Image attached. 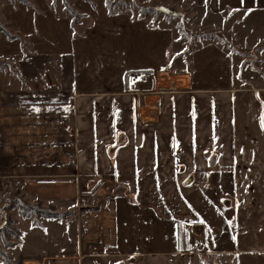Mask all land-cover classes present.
I'll return each instance as SVG.
<instances>
[{
    "label": "crops",
    "instance_id": "1",
    "mask_svg": "<svg viewBox=\"0 0 264 264\" xmlns=\"http://www.w3.org/2000/svg\"><path fill=\"white\" fill-rule=\"evenodd\" d=\"M185 1L233 15L229 29L245 6L264 10V0ZM105 3L71 6L76 22L32 3L0 17L13 35L41 34L26 55L16 41L0 47L18 75L0 72V197L64 215L35 221L0 204V224L9 216L21 234L6 252L14 264L16 250L23 264H264V86L238 87L216 41L186 56L166 21Z\"/></svg>",
    "mask_w": 264,
    "mask_h": 264
},
{
    "label": "rangeland",
    "instance_id": "2",
    "mask_svg": "<svg viewBox=\"0 0 264 264\" xmlns=\"http://www.w3.org/2000/svg\"><path fill=\"white\" fill-rule=\"evenodd\" d=\"M28 1L39 9H45L48 7L53 9L54 12H59V14L60 9H64L63 0ZM80 3L81 0H67V4L70 7H77ZM105 4L111 9L113 8L115 12L123 10L131 11L134 15L133 17L139 15L141 18L149 20L153 27L158 25L160 21H166L167 25L173 26L177 29L179 33L177 42L180 43L179 46H184L186 48V56L193 48L198 46V44H201L204 41H210L205 40L204 36L207 34L213 35L215 38L213 41L222 45L233 55L235 84L240 88L259 85L264 86V10H258L255 14L252 13V15L248 9L245 8L247 6H245L244 14L242 15L243 18H241L238 24H232V28L229 29L230 27L228 25L233 21V15L228 17L231 18L230 20H224V14L222 16H210L207 10L208 8L204 5V7H201L198 2V7L191 6L190 3L185 0H106ZM161 6L168 7L172 12L169 13L174 14L165 15L161 12L163 10L161 9ZM10 7L21 8L22 10L30 12L29 8H26L17 0H0V17H6L4 10ZM214 12L216 13L217 11ZM36 14L38 16L42 15L40 13ZM76 21L72 20V22ZM8 31L12 34L10 29H8ZM35 38H41V34L38 31V26L33 25L31 34H29L27 39L24 38L25 43L16 40V42L21 45L20 47L23 50V55L32 52L29 42ZM2 42L11 43L15 41H8L0 33V47ZM0 61L5 62V65L0 67V72L7 74L10 73L9 75H11V72L14 70L12 64H9L5 60ZM185 67L188 68V66ZM161 77H164L166 82L169 79L167 75H161ZM5 202H8L7 199L5 200V198L1 196L0 204ZM200 202H202V199H197V203ZM203 204L205 205L204 200ZM198 209L199 208H197V210ZM201 225L202 231H200L199 234H202L203 236V231H207L202 248L208 249L205 247L204 242L209 241L213 236L212 228H210L209 224L204 221H202ZM32 246L36 251H40L42 250L44 244H32ZM8 250L9 249H6L5 252ZM20 254L21 251H14L16 261H18L19 264H23L24 260ZM211 260L212 257L210 255H207L206 259L203 258L205 264H212ZM97 262L101 264V261L97 260Z\"/></svg>",
    "mask_w": 264,
    "mask_h": 264
},
{
    "label": "trees",
    "instance_id": "3",
    "mask_svg": "<svg viewBox=\"0 0 264 264\" xmlns=\"http://www.w3.org/2000/svg\"><path fill=\"white\" fill-rule=\"evenodd\" d=\"M19 3H22L26 8L34 9L33 5L28 0H17ZM64 9L67 14L73 17V21H76L77 14L71 9L70 6L67 4V0H63ZM165 15H173L167 12L166 10H162ZM0 33L8 40V41H16L19 40L20 42L25 43L24 38L19 35H13L8 31V28L5 24L0 21ZM205 40L213 41L215 40L213 35L207 34L204 36ZM5 62L0 61V67L4 66ZM144 74H150L149 71L140 72ZM12 76L18 77L15 72H11ZM129 75L134 74H126V78ZM126 195V194H125ZM4 211H11L17 210L23 217L29 218L33 217L35 221L39 218L45 219H58L63 217V214L55 213L52 208H43L41 205H29L26 201L20 198L18 195L12 196L8 204L3 208ZM192 229V226H190ZM176 230H177V239H178V248L179 251H187L188 249V232L186 231V225L183 223H176ZM21 234L18 230L13 228V222L11 221L9 216L4 215L3 221L0 224V264H14L10 255L5 252L6 249H13L18 244L17 240H19Z\"/></svg>",
    "mask_w": 264,
    "mask_h": 264
},
{
    "label": "water",
    "instance_id": "4",
    "mask_svg": "<svg viewBox=\"0 0 264 264\" xmlns=\"http://www.w3.org/2000/svg\"><path fill=\"white\" fill-rule=\"evenodd\" d=\"M192 177H189L185 182H184V184L185 185H190L191 183H192Z\"/></svg>",
    "mask_w": 264,
    "mask_h": 264
},
{
    "label": "built area",
    "instance_id": "5",
    "mask_svg": "<svg viewBox=\"0 0 264 264\" xmlns=\"http://www.w3.org/2000/svg\"><path fill=\"white\" fill-rule=\"evenodd\" d=\"M51 182H53V181H45V180L38 181L39 184H50Z\"/></svg>",
    "mask_w": 264,
    "mask_h": 264
},
{
    "label": "snow or ice",
    "instance_id": "6",
    "mask_svg": "<svg viewBox=\"0 0 264 264\" xmlns=\"http://www.w3.org/2000/svg\"><path fill=\"white\" fill-rule=\"evenodd\" d=\"M241 2H243V0H241ZM250 11V10H249ZM201 223H202V221H201ZM230 223V222H229Z\"/></svg>",
    "mask_w": 264,
    "mask_h": 264
},
{
    "label": "bare ground",
    "instance_id": "7",
    "mask_svg": "<svg viewBox=\"0 0 264 264\" xmlns=\"http://www.w3.org/2000/svg\"><path fill=\"white\" fill-rule=\"evenodd\" d=\"M181 81V80H180ZM178 82H179V80H178Z\"/></svg>",
    "mask_w": 264,
    "mask_h": 264
}]
</instances>
